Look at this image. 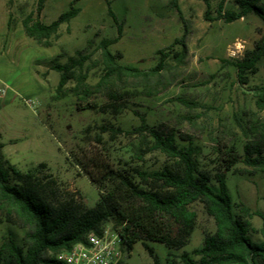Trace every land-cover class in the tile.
Masks as SVG:
<instances>
[{"label": "rangeland", "instance_id": "rangeland-1", "mask_svg": "<svg viewBox=\"0 0 264 264\" xmlns=\"http://www.w3.org/2000/svg\"><path fill=\"white\" fill-rule=\"evenodd\" d=\"M71 1L47 0L41 20L46 24L57 20ZM107 1L122 24V35L111 50L122 54L123 64L151 69L158 62L159 50L182 38L185 31L188 34L187 63L173 71V84L153 98L143 96L141 88L129 89L125 109L119 114L79 110V100L71 95L56 99L60 76L52 70L55 61L64 64L78 51L97 60L100 42L118 37V25L108 12ZM235 2L227 0L225 8L236 10ZM37 4L38 0H0V79L9 86L7 96L0 99V132L5 154L21 171L37 167L39 179L55 182L59 198L71 195L82 206L94 208L100 193L81 163L94 157H109L115 165L130 161L137 136L123 133L112 137L101 128L110 123L132 132L142 117L151 126L164 124L180 136L190 137L201 149L198 157L206 169L215 170L221 162L217 141L243 153L245 139L240 124L245 123L246 112L256 111L250 88L264 85V58L248 85L240 84L236 69L223 60L239 59L254 48L264 35L259 17L252 14L231 24L209 22L205 19L206 4L199 0H179L183 19L169 7L168 0H83L77 4L81 13L61 27L60 39L53 47L43 48L26 36L22 25L25 17L35 15ZM217 4L211 0V16H216ZM96 80L92 76L90 82ZM72 87L73 83L67 86ZM184 140L181 143L187 145V138ZM145 160L144 167L150 170L160 169L166 161L158 152ZM40 164L45 167L40 168ZM236 168L244 166L239 163ZM228 186L235 203L261 215L251 220L252 228L259 231L264 226V173L230 172ZM192 209L198 215V225L187 247L170 252L162 244L149 243L154 258L138 243L126 264H155V259L158 264H175L180 254L200 247L205 234L215 231V223L202 204H194ZM24 233L10 224L0 225V245L8 234L21 241ZM251 234L254 241L262 240L259 233Z\"/></svg>", "mask_w": 264, "mask_h": 264}, {"label": "trees", "instance_id": "trees-1", "mask_svg": "<svg viewBox=\"0 0 264 264\" xmlns=\"http://www.w3.org/2000/svg\"><path fill=\"white\" fill-rule=\"evenodd\" d=\"M81 1L72 0L67 11L46 24L41 14L47 0H38L36 16L31 14L22 21L26 36L40 47H53L61 37V27L81 13L77 6ZM199 1L206 4V21L224 20L231 24L253 14L264 23V0H236V10L225 8L227 0H217L216 16H211V0ZM168 5L183 19L179 0H168ZM107 6L118 25V37L100 42L101 56L97 60L78 51L64 64L55 61L52 70L60 76L55 98L71 95L79 100V110L119 114L125 109L129 89L141 88L143 96L153 98L173 84V71L187 63L188 34L185 31L182 38L159 50L158 62L151 69L123 64L122 54L111 50L122 35V24L110 1ZM263 58L264 35L241 58L223 62L236 69L240 84L248 85ZM92 76L97 79L95 83L90 82ZM71 83L73 87L68 89ZM250 91L256 111L246 112V121L240 124L245 139L243 153L239 154L227 142L217 141L221 162L215 170L201 166L198 157L201 149L190 137L180 136L177 130L164 124L151 126L142 117L132 132H124L110 123L102 127V132L112 137L123 133L137 137L130 161L115 165L109 157H94L88 158L86 164L81 163L83 172L100 193L94 208L82 206L71 195L59 198L55 182L39 179L37 167L21 171L4 154L0 133V225L10 224L25 232L21 241L13 234L4 237L0 264H62L55 257L58 253L85 242L90 233L100 234L108 224L119 233L129 252L138 243L152 257L154 252L149 243L162 244L170 252L180 251L190 244L197 229L198 215L192 209L197 203L214 220L215 231L205 234L200 247L180 254L175 264H264V226L256 231L251 224L253 217L261 215L243 203H235L228 186L230 172L264 173V117L261 116L264 85L253 86ZM185 138L187 145L181 143ZM153 152L166 159L158 170L144 167L146 157ZM239 163L243 169L236 168ZM254 232L262 236L260 242L253 240ZM155 264H158L156 259Z\"/></svg>", "mask_w": 264, "mask_h": 264}, {"label": "built area", "instance_id": "built-area-1", "mask_svg": "<svg viewBox=\"0 0 264 264\" xmlns=\"http://www.w3.org/2000/svg\"><path fill=\"white\" fill-rule=\"evenodd\" d=\"M8 92L9 86L0 79V99H4ZM129 255L119 233L108 224L100 234H88L85 242L55 257L62 264H126L125 259Z\"/></svg>", "mask_w": 264, "mask_h": 264}, {"label": "crops", "instance_id": "crops-1", "mask_svg": "<svg viewBox=\"0 0 264 264\" xmlns=\"http://www.w3.org/2000/svg\"><path fill=\"white\" fill-rule=\"evenodd\" d=\"M1 133V132H0ZM1 136H2V138H3V135H2V133H1ZM1 141H2V139H1ZM3 143V142H2ZM3 145H4V143H3ZM4 148H5V145H4ZM4 148H3V152H4ZM4 154H5V152H4ZM6 155V157L8 158V155L7 154H5ZM9 159V158H8ZM10 160V159H9Z\"/></svg>", "mask_w": 264, "mask_h": 264}]
</instances>
